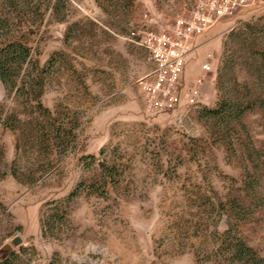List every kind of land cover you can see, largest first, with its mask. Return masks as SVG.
Masks as SVG:
<instances>
[{
  "label": "rangeland",
  "instance_id": "rangeland-1",
  "mask_svg": "<svg viewBox=\"0 0 264 264\" xmlns=\"http://www.w3.org/2000/svg\"><path fill=\"white\" fill-rule=\"evenodd\" d=\"M187 3L0 0V53L31 60L0 80V264H264V5L198 38L178 109L148 112L129 36Z\"/></svg>",
  "mask_w": 264,
  "mask_h": 264
},
{
  "label": "built area",
  "instance_id": "built-area-1",
  "mask_svg": "<svg viewBox=\"0 0 264 264\" xmlns=\"http://www.w3.org/2000/svg\"><path fill=\"white\" fill-rule=\"evenodd\" d=\"M255 5H264V0H188L184 12L171 27L132 32L129 38L147 51L154 67L149 75L138 81L147 111L165 113L178 109L185 90L187 58L196 40L239 10ZM203 70L211 71L210 65L205 64ZM203 83L204 78L199 77L189 89L191 101L199 95Z\"/></svg>",
  "mask_w": 264,
  "mask_h": 264
},
{
  "label": "trees",
  "instance_id": "trees-1",
  "mask_svg": "<svg viewBox=\"0 0 264 264\" xmlns=\"http://www.w3.org/2000/svg\"><path fill=\"white\" fill-rule=\"evenodd\" d=\"M30 59V49L22 46V45H18V44H11L9 45L6 49H4L1 53H0V80L6 85V84H10V83H15V77H16V73L15 71H17L19 68L21 69V67L28 62V60ZM31 63V60H29V64ZM37 72V69L34 71ZM33 82H36V88L41 87V84L39 81L36 80V78H32ZM250 108L246 107L245 110H248ZM221 113V112H220ZM44 229V227H43ZM245 252L248 254L246 255V257H250L254 256V252L252 249L245 247L243 244H237L234 245L233 248H231V255L232 258L235 262H245L248 263V261H245L246 258H242L241 254H243V252ZM17 256L16 255H12L11 259H16ZM251 259V258H250ZM5 264H12V260L7 261Z\"/></svg>",
  "mask_w": 264,
  "mask_h": 264
},
{
  "label": "water",
  "instance_id": "water-1",
  "mask_svg": "<svg viewBox=\"0 0 264 264\" xmlns=\"http://www.w3.org/2000/svg\"><path fill=\"white\" fill-rule=\"evenodd\" d=\"M22 243H23V240H22L20 237H17V238L13 241V245H14V246H18V245H20V244H22ZM6 252H7V254H8V253H11V252H12L11 247L7 246V247H6Z\"/></svg>",
  "mask_w": 264,
  "mask_h": 264
}]
</instances>
